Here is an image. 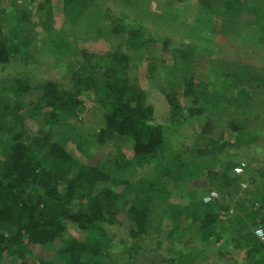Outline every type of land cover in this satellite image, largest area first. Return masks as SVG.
Wrapping results in <instances>:
<instances>
[{
  "label": "trees",
  "instance_id": "16d2710c",
  "mask_svg": "<svg viewBox=\"0 0 264 264\" xmlns=\"http://www.w3.org/2000/svg\"><path fill=\"white\" fill-rule=\"evenodd\" d=\"M75 1L63 0V5L72 11ZM29 2L22 0L14 6L13 0L5 32L0 22V66L20 62L14 66L20 72L0 77V264H104L101 255L110 245L104 226L123 224L132 240L131 251L126 257L113 256L110 264H153L162 248L160 233L167 218L171 226L163 261L197 264L199 255L201 263L264 264V240L252 233L255 226L264 225V179L252 181L249 189L248 182L238 179L242 174L233 172L239 163L247 166L258 161L254 155L241 157L236 141L249 131L251 118L264 125V113L255 108L260 105L256 97L264 81L262 73L249 75L247 85H242L245 96L238 110L218 112V101L226 100L237 87L235 82L241 85L237 78L228 87L213 89L191 74L174 75L173 70L167 84L175 90L166 92L169 123L164 125L155 118L147 89L125 71L135 59L145 56L151 41L143 34L150 31L148 25L140 22L126 29L124 13L102 14L101 21L111 24L110 32L129 38L125 50L103 54L98 74L85 73L87 67L80 65L73 83L61 86L23 75L28 58L32 60L27 49L31 33L25 29ZM225 7L236 14L239 4L226 0ZM260 28L264 40V21ZM62 37V33L50 35L49 48L56 49ZM178 46L173 49L175 55L188 53L184 45ZM147 63L148 71L156 72L154 64ZM158 87L165 91L162 85ZM88 93L94 95L104 117V125L94 133L96 141L114 144L116 137L122 138L129 144V155L124 153V145L117 144L105 156L89 154L85 162L67 151L73 129L69 118L83 111L81 97ZM199 115L207 117L205 130L197 139L199 145L186 149L171 141L162 150L167 133L183 136L185 121ZM221 123L234 134L233 142L224 139ZM74 135L81 137L77 132ZM249 135L246 141H250ZM198 167L220 194L216 200L229 196L230 202L214 200L204 207L170 200V187L181 182V177L194 180ZM118 186L122 188L114 189ZM127 191L131 197L122 204ZM189 211L192 222L182 221ZM221 212L225 213L223 219ZM69 229L89 234L82 240L63 238ZM231 236L246 239L240 258L225 248ZM207 243L217 250L206 249Z\"/></svg>",
  "mask_w": 264,
  "mask_h": 264
},
{
  "label": "rangeland",
  "instance_id": "374dc122",
  "mask_svg": "<svg viewBox=\"0 0 264 264\" xmlns=\"http://www.w3.org/2000/svg\"><path fill=\"white\" fill-rule=\"evenodd\" d=\"M225 1L135 0L131 2L128 0V3L124 5L119 0H104V2L102 0H77L72 4V11H68L63 5V0H31L30 2L28 0L29 15L25 29L31 33L27 49L32 60L28 58L23 75L67 86L73 83L74 73L78 71L80 65H83V68L87 67L85 73L98 74L103 54L109 50H125L126 42L129 41L124 33L110 32L111 24L108 21H101L102 14L112 17L116 16L117 12H122L127 21L126 29L135 28L140 22L150 28V31H143L145 37L151 38V41L146 44L147 48L144 49L145 56L135 59L125 71L129 77L137 80L141 87L147 89L155 118L160 123L164 125L169 123L166 92L175 90V87H169L170 82L167 84L168 80L173 77V70L174 75L178 73L186 77L191 74L196 81H204L213 89H218L224 84L228 87V83L235 82L237 78L241 85L238 86L235 82L237 87L227 95L228 97L226 96V100L218 101L217 109L218 112H223L225 108L236 111L244 101L245 92L241 87L247 85L248 76L262 73L261 76L264 79V42H262L264 40L260 39V25L264 21V0H233L239 4L236 14L231 12V8H228L230 9L228 12ZM21 2L22 0H16L17 4L14 6L20 5ZM110 3L115 8H112ZM12 4L13 0H0V22L4 32L7 29L8 16L13 8ZM15 9L17 8L15 7L14 11ZM61 33L63 34L61 44L51 50L48 46L49 36L54 37ZM178 43L186 47L184 52H188L183 57L173 52V49L179 47ZM147 62L154 64L156 72L152 74L148 71ZM18 63H12L11 66H0V77L7 73L20 72L14 70V66ZM158 85H162L165 91L159 90ZM259 91V98L257 96L256 100L259 99L257 102L260 105H256L255 108L258 109L259 114H263L264 81H261ZM93 96L91 93L82 95L83 111L69 118L73 129L66 143L67 151L76 160L85 162L89 154L97 153L100 157L105 156L117 144L124 145V153L129 155V144L122 138L116 137L113 140L114 144L96 141L94 133L104 125V117ZM184 101L181 99V103ZM206 119L205 115L187 119L183 126V136L167 133L162 150L171 141L186 149H191L196 143L199 145L201 141L197 139L201 138V133L205 130ZM250 120L252 124L249 131H245L240 136V140L236 141L238 143L235 142L237 148L242 149L241 157L254 155L258 158V161L247 165L238 178L240 181L248 182L249 189L252 188V181L264 179V164H260V160L264 159V125L261 127L260 122L262 121L260 120L252 118ZM219 130L223 132L224 139L229 141L234 139V134L225 124L221 123ZM76 132L80 133L81 137L74 135ZM248 134H250V141H246L245 136ZM155 159L152 160H155L154 163L157 164L159 160ZM197 169L199 172H196L197 177L194 180L187 181L181 177V182L170 187V200L182 204L198 203L199 206L207 207L202 197L212 187L206 177L202 176L204 169L201 167ZM120 188L122 187L118 186L114 189L120 190ZM130 197V193L125 192L121 199L124 201L122 204H125ZM228 198L215 202H230ZM258 206L255 204V207ZM181 220L192 222L190 214L189 216L183 215ZM168 226H171L169 218L163 221L160 233L162 248L159 250L158 259L153 264L174 263L163 261L166 255L165 247L169 244L166 236ZM259 226L264 227L263 224L255 227ZM104 228L110 236V245L101 256L104 264H110L115 255L126 257L128 251H131L132 240L128 238L127 227L124 224L106 225ZM88 234L85 231L69 229L63 238L76 237L82 240ZM225 243V248L240 258L246 239L239 241L231 236ZM209 245L207 243L206 249L217 250L215 246ZM197 258L195 259L197 264H213L212 262L201 263L202 259L199 255Z\"/></svg>",
  "mask_w": 264,
  "mask_h": 264
},
{
  "label": "built area",
  "instance_id": "2783aa9c",
  "mask_svg": "<svg viewBox=\"0 0 264 264\" xmlns=\"http://www.w3.org/2000/svg\"><path fill=\"white\" fill-rule=\"evenodd\" d=\"M246 165L244 163H239L237 164L234 168H233V172L236 174V175H241L243 172H244V169H245ZM246 184L244 182H241V186H245ZM221 196L220 194L216 191V190H208L202 197V200L204 203H210L216 199H220ZM231 210H229L230 212ZM225 216V213L221 212L219 217L221 219H223ZM253 234L254 236L263 241L264 240V227H255L253 229Z\"/></svg>",
  "mask_w": 264,
  "mask_h": 264
},
{
  "label": "crops",
  "instance_id": "0c3cea01",
  "mask_svg": "<svg viewBox=\"0 0 264 264\" xmlns=\"http://www.w3.org/2000/svg\"><path fill=\"white\" fill-rule=\"evenodd\" d=\"M252 233H253V231H252Z\"/></svg>",
  "mask_w": 264,
  "mask_h": 264
}]
</instances>
